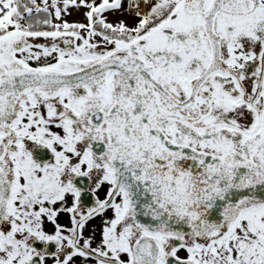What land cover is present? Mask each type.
<instances>
[{"label": "snow or ice", "instance_id": "1", "mask_svg": "<svg viewBox=\"0 0 264 264\" xmlns=\"http://www.w3.org/2000/svg\"><path fill=\"white\" fill-rule=\"evenodd\" d=\"M0 264H264V0H0Z\"/></svg>", "mask_w": 264, "mask_h": 264}, {"label": "rangeland", "instance_id": "2", "mask_svg": "<svg viewBox=\"0 0 264 264\" xmlns=\"http://www.w3.org/2000/svg\"><path fill=\"white\" fill-rule=\"evenodd\" d=\"M67 19H69V20H77V19H80V17L78 15L74 14L73 16L67 17Z\"/></svg>", "mask_w": 264, "mask_h": 264}, {"label": "water", "instance_id": "3", "mask_svg": "<svg viewBox=\"0 0 264 264\" xmlns=\"http://www.w3.org/2000/svg\"><path fill=\"white\" fill-rule=\"evenodd\" d=\"M37 42L38 43H45L46 41L44 40V38H37Z\"/></svg>", "mask_w": 264, "mask_h": 264}]
</instances>
